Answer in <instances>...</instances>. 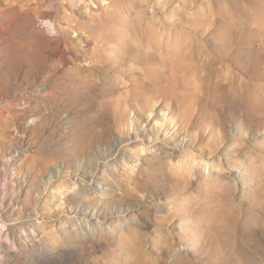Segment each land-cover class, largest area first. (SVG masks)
<instances>
[{
    "label": "rangeland",
    "instance_id": "obj_1",
    "mask_svg": "<svg viewBox=\"0 0 264 264\" xmlns=\"http://www.w3.org/2000/svg\"><path fill=\"white\" fill-rule=\"evenodd\" d=\"M133 20L172 98L126 93L134 58L113 96L45 81L59 49L33 27L99 70ZM0 219V264H264V0H0Z\"/></svg>",
    "mask_w": 264,
    "mask_h": 264
},
{
    "label": "bare ground",
    "instance_id": "obj_2",
    "mask_svg": "<svg viewBox=\"0 0 264 264\" xmlns=\"http://www.w3.org/2000/svg\"><path fill=\"white\" fill-rule=\"evenodd\" d=\"M20 11V10H19ZM47 22L46 19H44ZM133 25L131 27V33L133 37H130L128 41L118 42V50L120 55L116 57L113 63L106 58L104 54H101L97 59H95L96 63L94 67L96 68H87L83 65H80L79 62L83 59H89L88 55L83 54L80 56L79 54L73 52L71 48L61 39L59 38H50L46 36L45 31L40 28L33 27V32L39 36L44 38L48 43H56L58 47V61L56 64L50 67V70L47 71V75L45 77V81L47 83L51 82V77L55 74V72L59 73V77L62 79V83L60 85L64 88V90L70 89V91H77L78 94L85 97V95L90 94L91 92H98L99 96L102 98L113 96L114 94L120 93L118 90V86L124 84L126 82V75L121 73L120 64L129 60V58H134V62H138L141 64H149L148 67L143 69L141 72H134L136 76H133L135 80L130 82V85L125 87L128 92H135L133 87L137 88V94L146 95L153 99L156 96L164 97V98H172L176 91V75L174 68L172 65H167V60L158 59L156 53L152 51H158V47L161 48V36H158V33L149 28L142 29L139 26V22L133 20ZM138 26V27H137ZM141 34V36H139ZM58 40V42H57ZM157 47V49H155ZM172 47L175 52V56H179L183 51L187 50L189 53L187 58L194 59V50L191 42H185L184 39H177L173 42ZM185 48V50L183 49ZM170 45L168 46V54L170 60H172V56L169 53ZM174 56V57H175ZM251 56V52L249 49L245 51L244 58H248ZM182 57V56H181ZM186 57V56H185ZM139 58L140 60H137ZM158 59V60H157ZM183 60V59H182ZM94 61V63H95ZM184 63V62H183ZM104 64L110 69H114L117 73L122 74L121 79L105 78V70L103 67ZM249 64V60H247L246 65ZM45 68V64L43 65ZM96 69V70H95ZM96 71L99 74L98 81L91 76V72ZM124 76V77H123ZM30 85L34 84V82H30ZM59 87V86H58ZM131 97V95H130ZM72 99V97H69ZM76 101V99H73ZM61 106H64L65 100L59 102ZM147 105H150L149 101L144 102ZM153 108V107H152ZM148 110V109H147ZM186 112H183L182 117L185 116ZM180 116V117H181ZM161 119H164V114L161 115ZM184 118V117H183ZM113 119L117 120V116ZM101 132L96 134L93 138L90 139L91 142L93 140H97L101 136ZM80 198V196H78ZM87 198V197H86ZM82 210V209H81ZM173 209L169 212H172ZM182 212H185L182 210ZM84 216L88 214L87 209L80 211ZM0 224L3 225L2 220L0 219ZM180 224L187 226L188 219L186 217L180 220ZM90 228V227H89ZM2 233V232H1Z\"/></svg>",
    "mask_w": 264,
    "mask_h": 264
}]
</instances>
